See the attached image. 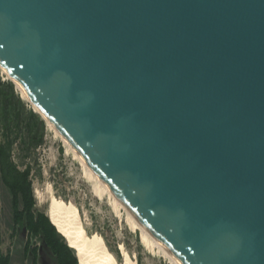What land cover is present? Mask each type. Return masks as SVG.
I'll list each match as a JSON object with an SVG mask.
<instances>
[{
    "label": "water",
    "instance_id": "obj_1",
    "mask_svg": "<svg viewBox=\"0 0 264 264\" xmlns=\"http://www.w3.org/2000/svg\"><path fill=\"white\" fill-rule=\"evenodd\" d=\"M0 69L175 263L264 264V0H0Z\"/></svg>",
    "mask_w": 264,
    "mask_h": 264
},
{
    "label": "trees",
    "instance_id": "obj_2",
    "mask_svg": "<svg viewBox=\"0 0 264 264\" xmlns=\"http://www.w3.org/2000/svg\"><path fill=\"white\" fill-rule=\"evenodd\" d=\"M19 96L14 85L0 75V186L7 197V225L12 234L24 235L23 258L27 264H39V254L52 264H78L46 212L36 206L32 177L41 178V169L35 152L43 144L46 124ZM1 222L0 207V246ZM101 237L120 262L116 247ZM134 237L140 248L137 236ZM135 260L141 264L139 254ZM0 264H11L9 253L0 250Z\"/></svg>",
    "mask_w": 264,
    "mask_h": 264
},
{
    "label": "rangeland",
    "instance_id": "obj_3",
    "mask_svg": "<svg viewBox=\"0 0 264 264\" xmlns=\"http://www.w3.org/2000/svg\"><path fill=\"white\" fill-rule=\"evenodd\" d=\"M0 75L3 80L9 79L2 69H0ZM18 93L20 95L19 91ZM23 101L30 106L25 99ZM15 155L14 152V157ZM35 157L41 169V178L32 177L33 193L38 209L46 212L52 195L65 202L69 201L78 209L83 227L88 234L94 232L102 235L117 250L121 244L134 260L139 254L141 264H174L157 248L150 250L141 244L140 231L128 225L126 210L121 206L114 207L108 194H102L99 197L95 193V181L85 175L81 163L71 152L66 151L61 138L47 125L43 144L36 149ZM0 207L2 209L0 250L4 254H10L11 264H27L23 258L24 235L22 236L19 232L12 234L7 225L9 221L7 197L1 186ZM134 235L137 236L140 248L137 247ZM118 253L121 262L120 250ZM39 264L52 263L39 254Z\"/></svg>",
    "mask_w": 264,
    "mask_h": 264
},
{
    "label": "bare ground",
    "instance_id": "obj_4",
    "mask_svg": "<svg viewBox=\"0 0 264 264\" xmlns=\"http://www.w3.org/2000/svg\"><path fill=\"white\" fill-rule=\"evenodd\" d=\"M3 72L5 73V71ZM5 74L8 76L7 73ZM20 94L22 95V98H24L30 104L32 109L38 113V109H36L31 101L27 100L22 92H20ZM46 125L54 130V132L61 138L66 147V151L71 152L73 156L81 163L85 175L95 181V193L99 197L102 194H108L109 198L112 199L114 207L121 206L126 210V208L121 205L114 195H112L106 189L94 172L83 163L77 153L63 139V137L49 124ZM48 188L51 190L50 186H48ZM46 214L52 224L57 228L59 233L65 237L68 245L73 250L74 255L78 259L79 264H137L136 260L133 259V256L131 257L124 250V247L121 244H119L118 248L120 249L122 260L121 262L116 261L100 235L94 232L92 234H88L85 231L78 209L69 201L65 202L60 198L54 197L53 195L50 196ZM126 214L128 225H130L132 229H138L140 231V242L144 247L150 250L157 248L164 254V256H167L174 264H177L168 254V252L162 247V245L156 241L143 227H141V225H139L136 219L130 215L127 210Z\"/></svg>",
    "mask_w": 264,
    "mask_h": 264
}]
</instances>
